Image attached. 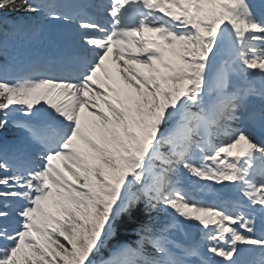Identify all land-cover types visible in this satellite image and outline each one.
Instances as JSON below:
<instances>
[{
    "label": "snow or ice",
    "instance_id": "1",
    "mask_svg": "<svg viewBox=\"0 0 264 264\" xmlns=\"http://www.w3.org/2000/svg\"><path fill=\"white\" fill-rule=\"evenodd\" d=\"M0 57V264H264V0H0Z\"/></svg>",
    "mask_w": 264,
    "mask_h": 264
},
{
    "label": "rangeland",
    "instance_id": "2",
    "mask_svg": "<svg viewBox=\"0 0 264 264\" xmlns=\"http://www.w3.org/2000/svg\"><path fill=\"white\" fill-rule=\"evenodd\" d=\"M44 49L47 50V51H50V49H48L45 44H36V45H34V50L37 51V52H42V51H44Z\"/></svg>",
    "mask_w": 264,
    "mask_h": 264
},
{
    "label": "trees",
    "instance_id": "3",
    "mask_svg": "<svg viewBox=\"0 0 264 264\" xmlns=\"http://www.w3.org/2000/svg\"><path fill=\"white\" fill-rule=\"evenodd\" d=\"M13 15H19V14H13ZM0 61H2V57H0ZM124 238L127 240L135 239V237L133 235H131L130 233L128 235H126Z\"/></svg>",
    "mask_w": 264,
    "mask_h": 264
}]
</instances>
